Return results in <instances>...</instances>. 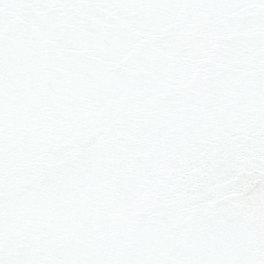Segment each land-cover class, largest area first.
Here are the masks:
<instances>
[{
  "label": "snow or ice",
  "instance_id": "1",
  "mask_svg": "<svg viewBox=\"0 0 264 264\" xmlns=\"http://www.w3.org/2000/svg\"><path fill=\"white\" fill-rule=\"evenodd\" d=\"M0 264H264V0H0Z\"/></svg>",
  "mask_w": 264,
  "mask_h": 264
}]
</instances>
